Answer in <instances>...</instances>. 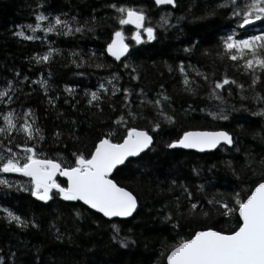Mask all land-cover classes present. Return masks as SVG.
Returning a JSON list of instances; mask_svg holds the SVG:
<instances>
[{
	"label": "trees",
	"instance_id": "16d2710c",
	"mask_svg": "<svg viewBox=\"0 0 264 264\" xmlns=\"http://www.w3.org/2000/svg\"><path fill=\"white\" fill-rule=\"evenodd\" d=\"M113 4L143 9L145 26L154 28L155 38L149 41L145 34L136 43L135 28L118 24L120 14ZM231 12L228 0H176L174 7H159L152 0H0V88L7 89L0 97V128L5 129L0 132V156L7 159L11 148L23 162L24 148L35 145L37 157L68 166L74 164V153L89 155L108 133L114 142L122 140L128 127L154 136L147 151L113 175L138 199L129 219H107L58 194L41 201L25 190L31 188L30 177L0 173L8 181L0 184V209L26 222L18 226L0 211V264H167V251L181 237L208 227L227 231L237 224L238 213L231 219L223 216L225 209L215 201L231 208L233 193L246 198L264 179V115L258 114L264 108V70L245 69L243 59L225 55L221 41L227 33H248L237 27ZM162 13H171L163 27ZM40 14L51 24L56 17L67 21L68 27L55 25L45 34L39 29L32 40L25 33L15 34L35 25ZM252 26L264 24L256 21ZM117 29L131 45L121 61L106 53ZM49 49L48 60L37 62ZM254 72L259 79L253 85ZM225 77L236 83L216 90L221 103L210 93ZM189 86L193 92L186 90ZM97 91L99 99L89 103L90 93ZM257 94L261 100L253 99ZM156 100L159 106L149 103ZM221 108L227 120L209 115ZM158 110L172 121L160 117ZM10 112H16L12 128L4 119ZM121 116L124 120L118 123ZM25 121L40 130L32 140L20 130ZM157 122L160 127L152 131ZM189 129H225L234 144L206 153L167 147ZM56 180L66 186L63 178ZM113 224L119 237L128 238L126 247L112 238Z\"/></svg>",
	"mask_w": 264,
	"mask_h": 264
},
{
	"label": "snow or ice",
	"instance_id": "6c2138e0",
	"mask_svg": "<svg viewBox=\"0 0 264 264\" xmlns=\"http://www.w3.org/2000/svg\"><path fill=\"white\" fill-rule=\"evenodd\" d=\"M154 2L158 6H175V0H154ZM228 2L232 6L231 16L239 21L237 27L243 29L245 26H251L255 21L264 24V0H244V2H241V0H228ZM110 7L115 8L117 13L120 14L117 17L119 25L131 24L135 26L136 31L132 32V39L136 43L141 42L142 33L146 34L149 41L155 38L154 28L145 26L148 17L143 9L117 7L114 4ZM170 15L171 13L161 14V27L168 24V16ZM46 19L47 17L42 14L37 15L36 28H40L39 22ZM55 25H62L67 28L68 22L56 17L54 18V24H49L43 31L52 32L55 30ZM27 27L31 28L32 26L28 25ZM32 31L34 32L35 28ZM75 31H81V27H77ZM15 34L21 37L25 36L23 31ZM235 35V31H233L222 38L221 43L225 55L234 61L243 59L245 69L264 70V31H261L258 35L247 36L244 39H235ZM25 38L32 40L38 37L27 36ZM128 50L129 44L125 43L123 32L117 29L112 33L106 51L116 60H120ZM233 50H235L234 53ZM52 51V49H49V52L44 56L37 57V62L47 61ZM185 51H188V49H185ZM97 67H103V65H97ZM125 67H128V65L125 64ZM180 71H184L183 66H181ZM197 74L201 75L200 73ZM113 78H115V74H113ZM258 79L259 77L254 72L252 84H256ZM44 83L41 82V87H44ZM229 83L235 84L236 82L230 81L227 77L221 81H216L212 86L210 98H215L223 103L222 96L216 90ZM184 84L189 85L187 77L184 79ZM99 87L103 89L105 86L101 84ZM237 87L242 86L237 85ZM186 90L193 92L190 86ZM66 91H71V89H66ZM98 91L90 93L89 103L99 99ZM124 91L127 93L128 90L124 89ZM5 94V91H0V97H4ZM164 99L167 100L168 98L164 97ZM253 99L261 100L262 98L257 94ZM125 100H127V95ZM149 103L159 106L161 101L156 100ZM158 111L160 117L169 122L172 121L173 118L166 115L163 110ZM223 113L224 109L221 108L219 112H209V115L220 120H227L228 117ZM258 114L264 115V108ZM27 115H29L28 112L25 113V116ZM128 115L132 119L136 118L131 112ZM4 119L7 121L9 128L15 127L10 115H6ZM123 120L124 117L121 116L117 122L122 123ZM159 127L158 122L153 124L152 131L157 130ZM20 130L26 134L28 140L33 139L34 132L36 135H39L40 132L39 129H34L32 124L27 121L21 126ZM4 131L5 129L0 128V132ZM111 137L112 133H108L107 136L100 138L87 156L83 153H74V164L68 166H62V163L57 160L36 158L35 145L24 148L23 162L18 158V153H14L11 148H8L7 152L10 154L8 158L4 159L0 156V173L19 172L30 177L31 188L25 190H30L31 195L41 201H48L52 198V195L58 194L64 200L83 201L85 205L102 213L104 217H129L137 208V199L131 191L114 182L110 178V174L118 165H122L127 157L136 156L144 149L149 148L153 138L148 131L136 127H128L120 142L113 143ZM221 142L227 145L233 144L232 137L227 131H184L178 139L173 140L167 147L181 146L183 148L204 150L216 148ZM17 147L20 146L17 145ZM57 175L66 177V186H62L57 182ZM0 184L8 185V181L0 179ZM53 190H55V193H53ZM231 199L233 205L231 208L227 203L219 200L215 203L220 204L221 208L225 209L221 213L225 217L231 219L238 213L237 224L227 231L214 230L212 227H208L205 230L195 231L190 238L181 237L167 251V264H264V179H261L259 183L255 184V187L251 188L250 194H247L246 198H242L241 194L236 192L232 194ZM209 203H213V201H209ZM196 207V204L191 205L193 209ZM0 211L6 214L9 222H15L21 227L26 226V222L9 209L4 208ZM205 215L207 214L205 213ZM111 227L114 233L112 238L118 240L122 247H126L128 238L119 237L117 225L113 224Z\"/></svg>",
	"mask_w": 264,
	"mask_h": 264
},
{
	"label": "water",
	"instance_id": "95a60500",
	"mask_svg": "<svg viewBox=\"0 0 264 264\" xmlns=\"http://www.w3.org/2000/svg\"><path fill=\"white\" fill-rule=\"evenodd\" d=\"M153 2H154V0H152ZM176 1V0H175ZM155 3V2H154ZM158 6V5H157ZM162 6H168V5H159V7H162ZM256 22V21H255ZM254 23V22H253ZM131 25V24H130ZM133 27H135L134 25H132ZM246 27V26H245ZM125 43H127V44H129V42L127 41V40H125ZM129 52H130V44H129V50H128V52L127 53H125V55L124 56H122L121 58H120V60H116L115 59V57H113V56H111L110 54H108V52L106 51V53H107V55L108 56H110L111 58H114L116 61H121L122 59H124L125 57H127L128 55H129ZM137 128V127H136ZM138 129H142V128H138ZM144 130H146V129H144ZM218 130H224V131H227V130H225V129H189V130H186V131H218ZM146 131H148V130H146ZM149 132V131H148ZM228 132V131H227ZM229 134H230V136L232 137V140H233V144H234V139H233V135L230 133V132H228ZM183 134V133H182ZM149 135H151L152 136V138H153V142H152V144L149 146V148L153 145V143H154V136L149 132ZM113 143H117V142H114V141H112ZM233 144L232 145H227V144H224L223 142H221V144H219V145H217V147L216 148H213V149H204V150H199V149H194V148H183V147H181V146H176V147H173V149H182V150H187V151H195V152H197V153H206V152H213V151H216V149H218L219 147H221L222 145H224V146H227V147H232L233 146ZM149 148H147V149H144L141 153H139V154H137L136 156H130V157H127L126 158V160H125V162L122 164V165H118L115 169H113V172L110 174V178L114 181V182H116V180L113 178V175H114V173H115V171L117 170V168H119V167H122L128 160H130V159H133V158H137V157H139L141 154H143L145 151H147ZM38 159H44V158H38ZM57 177H60V178H63L64 180H66V182H67V179H66V177H61V176H59V175H57ZM56 177V178H57ZM117 183V182H116ZM118 184V183H117ZM119 185V184H118ZM119 186H121V185H119ZM121 187H124V186H121ZM126 188V187H125ZM127 190H129V191H131L130 189H128V188H126ZM132 192V191H131ZM133 193V192H132ZM133 195L136 197V195L133 193ZM136 199H137V197H136ZM79 201V200H78ZM83 205H85L84 203H83V201H80ZM138 205H139V203H138V199H137V208L134 210V212H133V214L131 215V216H129V217H112V218H108V217H105V218H107V219H129V218H132L133 216H134V214H135V212L137 211V209H138ZM87 208H89L90 210H92V211H94V212H96V213H98V214H100V215H102L103 216V214L102 213H99L98 211H96V210H94V209H91L88 205H85ZM104 217V216H103ZM201 230H205V229H201ZM201 230H198V231H201ZM214 230H216V229H214Z\"/></svg>",
	"mask_w": 264,
	"mask_h": 264
},
{
	"label": "rangeland",
	"instance_id": "374dc122",
	"mask_svg": "<svg viewBox=\"0 0 264 264\" xmlns=\"http://www.w3.org/2000/svg\"><path fill=\"white\" fill-rule=\"evenodd\" d=\"M42 15H44V14H42ZM44 16H46V15H44ZM47 17V16H46ZM44 22H46V23H44ZM40 23V25H41V27L40 28H36V24L34 25V24H30L32 27L31 28H29V27H27L26 29H22V31L26 34V35H28V36H36V31L37 30H39V29H44V28H47L48 26V24H51L52 23V20H42V21H40L39 22ZM47 26V27H46ZM33 28H35V31L33 32L32 31V29ZM27 31V32H26ZM233 31H235V33H236V35H235V39H244V38H246L247 36H252V35H258L261 31H264V27H249V28H247L246 29V31H248V33H247V35H245L244 37H240L239 36V34H238V30L237 29H234ZM233 31H231V32H229L227 35H229V34H231ZM45 33H47V32H44V34ZM226 35V36H227ZM225 36V37H226ZM125 37V36H124ZM142 38H145V34L142 36ZM125 39H127L126 37H125ZM142 40V39H141ZM0 91H5V93L7 92V89H4V88H0ZM15 113L16 112H10V117H11V119L13 120V117H14V115H15Z\"/></svg>",
	"mask_w": 264,
	"mask_h": 264
},
{
	"label": "bare ground",
	"instance_id": "6f19581e",
	"mask_svg": "<svg viewBox=\"0 0 264 264\" xmlns=\"http://www.w3.org/2000/svg\"><path fill=\"white\" fill-rule=\"evenodd\" d=\"M249 27H250V26H246V27H244V28H246V29H247V28H249ZM246 29H245V30H246ZM227 34H228V33H227ZM225 36H226V35H225ZM130 50H131V45H130Z\"/></svg>",
	"mask_w": 264,
	"mask_h": 264
},
{
	"label": "flooded vegetation",
	"instance_id": "af4514ba",
	"mask_svg": "<svg viewBox=\"0 0 264 264\" xmlns=\"http://www.w3.org/2000/svg\"><path fill=\"white\" fill-rule=\"evenodd\" d=\"M134 31H136V29H135ZM134 31H133V32H134ZM143 35H144V34L142 33V36H143Z\"/></svg>",
	"mask_w": 264,
	"mask_h": 264
}]
</instances>
